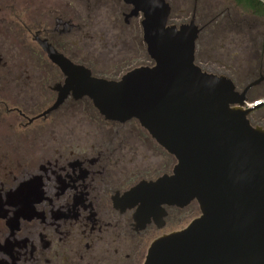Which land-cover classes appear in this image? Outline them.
<instances>
[{
	"label": "flooded vegetation",
	"instance_id": "obj_1",
	"mask_svg": "<svg viewBox=\"0 0 264 264\" xmlns=\"http://www.w3.org/2000/svg\"><path fill=\"white\" fill-rule=\"evenodd\" d=\"M164 1L168 26L197 27L194 64L203 73L238 93L260 80L249 99L264 92V18L230 0ZM35 10L17 23L22 47L9 31L0 42V119L13 115L17 129L10 137L0 122V264H143L153 241L199 217L198 205L147 211L132 203L135 187L176 165L136 119L105 120L71 92L42 116L67 76L38 43L92 78L118 81L154 66L143 14L123 0H49ZM263 110L249 117L252 126L264 128Z\"/></svg>",
	"mask_w": 264,
	"mask_h": 264
},
{
	"label": "water",
	"instance_id": "obj_2",
	"mask_svg": "<svg viewBox=\"0 0 264 264\" xmlns=\"http://www.w3.org/2000/svg\"><path fill=\"white\" fill-rule=\"evenodd\" d=\"M141 12L151 68L118 81L92 78L44 42L47 56L67 76L54 110L71 92L87 97L108 121L136 119L176 160L170 176L141 183L127 196L150 211L196 202L200 215L186 228L156 239L143 264H264V128L252 126L246 94L194 64L198 29L168 26L164 0H123ZM256 101V100H255Z\"/></svg>",
	"mask_w": 264,
	"mask_h": 264
},
{
	"label": "rangeland",
	"instance_id": "obj_3",
	"mask_svg": "<svg viewBox=\"0 0 264 264\" xmlns=\"http://www.w3.org/2000/svg\"><path fill=\"white\" fill-rule=\"evenodd\" d=\"M48 1L49 0H0V42H5L3 35L6 31H9L12 38L16 31L18 34L19 30L17 29V23H29L30 20L36 17L37 10H35V8ZM26 11L28 13H25ZM16 38L15 36L13 39ZM15 44L17 47H22L19 38L16 39ZM15 121L16 119L13 115L8 116L4 120L0 119V122H4L2 127L5 128V130H9L10 137H15L14 134L17 132V129L13 128Z\"/></svg>",
	"mask_w": 264,
	"mask_h": 264
},
{
	"label": "trees",
	"instance_id": "obj_4",
	"mask_svg": "<svg viewBox=\"0 0 264 264\" xmlns=\"http://www.w3.org/2000/svg\"><path fill=\"white\" fill-rule=\"evenodd\" d=\"M236 6L242 8L251 15L258 18H264V3L260 0H230ZM264 97V92L261 95L254 97L253 100H258Z\"/></svg>",
	"mask_w": 264,
	"mask_h": 264
},
{
	"label": "built area",
	"instance_id": "obj_5",
	"mask_svg": "<svg viewBox=\"0 0 264 264\" xmlns=\"http://www.w3.org/2000/svg\"><path fill=\"white\" fill-rule=\"evenodd\" d=\"M260 1H262L264 3V0H260ZM263 101H264V97L261 98V99H258L256 101L255 100L248 101V102L245 103V108H252V107L258 105L259 103H261Z\"/></svg>",
	"mask_w": 264,
	"mask_h": 264
}]
</instances>
